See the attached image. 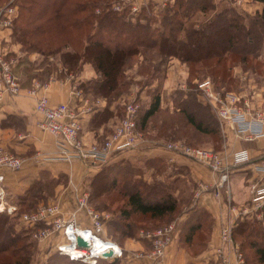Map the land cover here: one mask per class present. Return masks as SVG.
<instances>
[{"label": "trees", "instance_id": "trees-1", "mask_svg": "<svg viewBox=\"0 0 264 264\" xmlns=\"http://www.w3.org/2000/svg\"><path fill=\"white\" fill-rule=\"evenodd\" d=\"M117 1L122 2V0H17L15 3L18 5V13L14 18L10 36L26 47L25 50L34 48L44 53H60L61 63L69 70L78 66L81 71L83 64L90 62L95 68L96 76L89 78L87 82L81 80L79 87L83 89L85 95L93 93L108 100L118 97L131 85L133 77L127 71L133 68L134 61L140 56H143V59L147 58V52L151 49L181 59L188 64L191 72L197 71L196 66L200 63L215 75L223 76L225 79L224 76L229 70L227 66L223 67L224 62L229 57L245 60L248 55H256L263 40L264 32L257 28L256 32L254 26L258 23L260 27L264 26V0H258L263 3V7L251 16L248 24L246 16L233 6L218 10L216 0H174L172 4L167 2L161 10L157 1L149 0L150 10L142 5L136 12L131 11L130 6L126 4L122 9H114V2ZM3 4L0 3V7ZM208 10H213L209 17L206 15L204 19L196 21V12L207 13ZM56 22L62 23L61 31H66L70 35L54 44L52 38L47 36ZM144 64L146 63L141 61L139 67L141 73L145 75L144 69L147 67ZM220 65L223 69L219 68ZM152 68V71L146 74L158 78L159 69L156 66ZM16 70L18 72L17 67ZM195 87V95L201 100L197 81ZM222 88L228 89L226 86ZM188 94L192 95V92ZM200 100L197 103L187 99L186 103L180 102L189 122L202 131L218 132V117L214 112L213 114L202 110L204 104L209 109L211 106ZM159 107L160 91L156 90L152 92L150 103L142 113L141 123H145ZM112 114L109 104L96 107L90 119L92 129L96 130L99 125L102 126ZM139 121L138 113V127ZM106 166L109 171L114 170L115 174L107 181L99 180L103 171L97 170L98 172L96 171L97 173L90 178L91 195L96 197L102 193L104 184L107 188L105 191L109 192V188L118 187V191L126 196V206L120 210L121 219L110 221V226L114 225L115 231L127 236L134 235L135 223L125 221V217H129L131 212L163 217L177 209L178 197L165 181L150 182L142 177H132L133 168L129 164L119 169H113L115 167L113 163ZM44 186H47L46 181L36 180L19 196L17 203L19 212L36 208L30 206L38 198L34 190L40 193ZM41 197L42 200L46 198ZM16 219L19 225L17 215L5 210L0 211V252L9 250L15 256L13 260L6 257L0 259V264H30L31 250L32 247L35 248L36 243L34 238L25 240L31 233L19 225L20 233L14 226ZM169 221L142 228H155ZM211 222L212 218L207 209L203 207L193 209L184 219L176 239L193 241L196 240V235L203 234L205 236L199 239L202 240L199 245L205 246L208 243ZM139 232L138 238L150 247L148 239L141 237ZM233 234L235 239L236 235L243 237L239 242L247 264H264L262 219L253 217L237 219ZM55 252L50 257L49 264L55 257L65 258L70 261L69 263L81 262L69 258L66 254ZM99 261L109 264L119 262L116 259L105 258H99L97 262Z\"/></svg>", "mask_w": 264, "mask_h": 264}, {"label": "built area", "instance_id": "built-area-1", "mask_svg": "<svg viewBox=\"0 0 264 264\" xmlns=\"http://www.w3.org/2000/svg\"><path fill=\"white\" fill-rule=\"evenodd\" d=\"M129 5L131 11H138L144 0H122L114 2V9H122ZM18 13L17 3H6L0 7V104L5 95L16 98L24 90L33 95L42 84L35 82L30 86H23L22 79L16 70L17 52L12 50L8 40V33L12 29L13 21ZM9 46V47H8ZM15 51V53H14ZM197 86L223 127H230L232 131L243 140L255 141L264 138V104L254 103L248 96L225 88H219L211 78L197 80ZM74 93L84 101L81 111L69 102L51 103L45 94L39 95L35 103V111L39 114V125L56 135L57 154L48 156L50 159L63 160L69 163L81 161L92 167L106 163L113 159L117 152L136 145L142 138L141 130L137 125L139 104L130 101L126 104L125 113L115 124L112 131L103 140L88 142L82 134L81 114L83 110H91L92 100L86 96L83 89L76 83ZM165 147L174 153L188 156L206 165L218 174L214 184L199 182L196 196L204 191L221 195L224 185L230 196L228 180L232 165L248 163L258 175L250 185V198L243 205H232L235 209L233 220L223 224L219 241L213 247L211 255L201 258L196 264H247L246 257L240 243L233 234L235 222L239 218L249 217V214L260 211L264 207V145L258 147L253 154L249 148L235 149L230 153L228 161L226 150H216L205 146H192L181 141H169ZM26 161L23 155L15 153L7 147L0 145V166L19 169ZM4 175L0 173V203L5 207L0 211H7L18 216L20 226L30 233L32 238L39 241L48 239L49 246L59 253L66 254L71 259L96 263L99 258L114 259L124 257L125 248L106 235V222L110 214L101 211L89 204V194L81 191L76 197V206L65 211L61 202L49 201L40 203L36 208L19 212L16 204H9L5 199L2 186ZM181 230L180 222L173 219L155 228H141L140 235L148 239L150 249L147 253L154 260H162L169 244L174 242ZM82 237L87 245L79 243ZM113 245V246H110ZM117 245L119 250L112 249ZM68 247H72L70 250ZM111 250L112 255L105 254ZM141 256L142 253H135Z\"/></svg>", "mask_w": 264, "mask_h": 264}, {"label": "rangeland", "instance_id": "rangeland-1", "mask_svg": "<svg viewBox=\"0 0 264 264\" xmlns=\"http://www.w3.org/2000/svg\"><path fill=\"white\" fill-rule=\"evenodd\" d=\"M16 1L17 0H0V3H4L3 5H5L6 3H14ZM148 1L149 0H147L144 4L147 9H149ZM152 1H157V4L160 5L161 10L167 2L172 4L174 0ZM251 1L253 0H216L218 3V10L227 6H233L246 16L245 19L247 24L249 23L251 16L255 15V13L258 11L246 8L247 3ZM156 9L157 8H155V10ZM212 13L213 10H208L207 13L198 11L195 14L196 21L204 19L206 15L209 17ZM61 24L62 23L56 22L47 36L52 38L54 44L58 43V41L64 37L70 35L67 34L66 31H61L63 30L60 27ZM256 28L261 32H264V26L260 27L259 23L254 26L255 30ZM11 31V29L8 30V40H6V43L9 44L10 47H12L11 44L13 43L18 44V48H16L18 51L17 69L24 86H30L35 82L45 84L55 79H70L78 86L81 80H84L85 82L88 81L89 78H80V73L82 71H80V67L76 66L69 70L66 66H64V64L61 63L60 53H44L43 51H39L34 48L25 50L26 47L22 46L20 42L16 41L12 36H10L12 35ZM74 33L76 34L77 32L75 31ZM147 55L148 56L145 59H143V56L139 55L140 57L138 56V60L136 59L134 61L135 63L133 68L127 71V73L133 77L132 83L118 97L108 100L103 96L88 93V96L92 99V103H99L100 100L104 101L105 105L109 104V107L113 113L112 116H110L103 124V131L99 132L100 136L98 138L101 140L105 138L109 131L114 128V124H116L123 116L125 113L126 104L130 101H134L135 103L139 104V129L141 130L142 137L147 136L151 138L152 142L156 143V145L160 146V148L164 147L165 143L169 141H181L192 146H205L216 150H223L228 140L226 127H223L222 123L218 121V132H207L196 128L193 123L189 122L185 111L182 109L183 104L180 103H186V99L194 100L196 103L197 101L199 102L200 99L197 95H195V81L205 78H211L215 85L219 88L226 86L229 90H235L245 94L256 104H264V33L259 52L256 55H248L247 59L245 60H241L236 57H229L226 62H224L223 67L227 66L230 73H226V76H224L225 79L223 76L215 75L212 73V71H209L207 67L201 66L200 63L196 66L197 71L191 72L186 62L182 61L181 59H179V61L178 59L174 58V56H168L153 49L149 50ZM141 61L146 63L144 64L147 67V69H144L146 73L152 71V66H156L160 71V76L158 78H154L151 75H147L146 73L145 75L142 74L139 67ZM84 65L85 64H83L82 69H84ZM223 67L222 65L219 66L221 69H223ZM145 80L147 81L146 83ZM156 90L160 91V107L147 119L145 123L142 124V113L150 103L152 92H155ZM188 92H192V95L188 94ZM199 95L201 100L204 101L201 92ZM204 102L208 104L206 101ZM203 107H201L202 110L205 109L211 113L214 112L212 108L209 109V107H207L205 104ZM111 122H113V124H110ZM100 126L101 125L98 127ZM109 163L115 164L113 169H119L120 167H124L126 164L131 165L133 168V172L131 174L132 177H142L143 179L150 182L154 180L165 181L169 184L172 192L178 197L179 204L177 209L163 217H153L150 215V213L131 212L129 217H125V221L127 220L135 223V233L132 236H127L120 233L119 231H115L114 225L110 226L114 219H121L120 210L126 206L125 201L127 198L118 191V187L113 189L109 188V192H107V190L105 191L107 188L104 184H102V193L96 197H92V186L90 179L87 180L84 178L82 180L84 184L81 186V188L78 185L73 186V188H75L74 193L76 197L78 193H81V191H86L89 194V204L101 211H106L110 214L105 226L106 235L122 246H130L131 250H129V248L126 249L124 257H115L114 259L110 260L116 259L119 261L117 264H145V262L141 260L143 257L148 256L151 259L149 260V264H157L160 262V260L156 261L147 254L150 247L145 245L142 239L138 238L137 232H139V229L142 227L154 226L165 221L177 219L185 214L188 215V213L193 209L200 208L198 203L194 201L196 197V189L198 188L199 184H195V181L191 180L190 173L186 165L175 164L173 162L174 164L169 166V164H167L159 156L149 154L144 155L138 152L131 153L128 156L118 159H112L106 163L95 166L97 167L96 170L103 171L99 176V180L106 179L107 181V179L111 178L113 174H115L114 170L109 171L108 166H106ZM89 178H91V175ZM41 179L46 181L47 186H44L42 192L40 193L38 190H34L36 191L38 198L35 199L32 205H30L31 207H37L41 202L46 203L49 201H60L59 196L55 193V186L61 182V187H64V185L68 186L71 182L70 176H68V174L60 175L59 177L45 175ZM117 179H119V176ZM20 195L10 196L11 202L14 201L15 203H19ZM41 196H45L46 198L42 200L43 197ZM25 206L29 207L27 205ZM1 208H4V206ZM256 213L257 211L249 214V217L262 219V222L264 223V207L262 211H260V216H257ZM14 226L21 233V230H19V225L17 224V219L15 220ZM204 236L203 234H198L195 237L196 240L188 242L190 252L197 251V247L202 241L199 239L203 238ZM31 238L32 237L29 235L25 237V240L29 241ZM242 238V236L236 235V241L239 242V240ZM33 240L35 241L36 245L35 248L32 247L31 250L32 257L30 264H49L48 261L52 254L56 253L55 250H53L49 244L43 245V242L37 239ZM45 240L47 241L48 239ZM136 241L141 242L140 245H131L132 242ZM142 245L144 246L142 247ZM137 252L142 253V255L136 256L135 253ZM5 257L8 260H13V258H15V256H13L9 250L0 252V259ZM69 262L70 261L65 258L55 257L50 264H109L104 261H99L97 263H90L88 261L75 263Z\"/></svg>", "mask_w": 264, "mask_h": 264}, {"label": "crops", "instance_id": "crops-1", "mask_svg": "<svg viewBox=\"0 0 264 264\" xmlns=\"http://www.w3.org/2000/svg\"><path fill=\"white\" fill-rule=\"evenodd\" d=\"M146 1L144 0V3ZM262 7L263 3L258 0H253L246 5V8L251 10H261ZM5 32L8 33L7 29ZM11 45V49L17 51L18 44L13 43ZM174 58L179 60L177 57ZM93 76H96L94 66L90 62L85 63L84 69L80 73V78L88 79ZM74 84L70 79H55L42 84L36 89V93L33 95L27 94L22 90L16 98H10L5 95L1 101L0 145L26 158L24 165L19 169L0 166V173L4 175L1 184L6 193L5 199L7 203L18 205L14 201L11 202L10 196H17L24 193L34 181L43 178L45 175L59 177L60 175L68 174L71 180L69 185L61 187V182H59L55 186V193L59 196L64 210L70 211L76 205L75 188L73 186L78 185L81 188L84 184L82 180L84 178L89 180L90 175L92 176L97 171V167H89L81 161L69 163L63 160L47 158L48 156L57 154L56 135L40 127V116L35 111L36 99L39 95L45 94L49 97L51 103L55 104L66 101L81 111L85 107L84 101L75 95L73 91ZM94 103L92 104L91 110H83L80 112L83 126L82 134L88 142L100 139L98 138L100 136L99 132L103 131L104 126L97 127L95 130L90 125V119L94 109L105 105L104 101L101 100L99 103ZM110 124H113V122ZM226 131L228 140L223 149L226 150L228 161H231L230 153L235 149L247 147L255 154L258 152V147L264 145V138L247 141L237 136L229 126L226 127ZM134 152L159 156L169 166L174 163L186 165L191 180L195 181V184L199 182L214 184L218 178V174L206 165L188 156L174 153L165 146L160 148V146L152 142V139L147 136H143L133 147L117 152L113 159L128 156ZM257 175L258 172L255 173L246 162L232 165L231 175L228 180L230 196L226 189L227 185L220 188V196H216L209 191H204L201 195L196 196L194 201L198 203L199 207L207 209L212 218L208 243L205 246L198 245L197 252H190L189 241H179L176 239L169 244L165 256L157 264H196L201 258L211 255L213 247L219 241V233L222 225L233 220L235 217V209L231 208V206L243 205L248 201L250 198V185L256 179ZM2 206L4 205L2 204ZM186 216L185 214L178 218L180 225H182ZM41 242H43V245L49 244V240H41ZM140 243L136 241L132 242L131 245H140ZM128 246L124 245V248L131 250L130 246ZM149 260L151 259L145 256L141 261L149 264Z\"/></svg>", "mask_w": 264, "mask_h": 264}, {"label": "water", "instance_id": "water-1", "mask_svg": "<svg viewBox=\"0 0 264 264\" xmlns=\"http://www.w3.org/2000/svg\"><path fill=\"white\" fill-rule=\"evenodd\" d=\"M78 241H79V243L82 244V245H87V242H86L82 237H79ZM105 254L112 255V251L109 250V251H107Z\"/></svg>", "mask_w": 264, "mask_h": 264}, {"label": "bare ground", "instance_id": "bare-ground-1", "mask_svg": "<svg viewBox=\"0 0 264 264\" xmlns=\"http://www.w3.org/2000/svg\"><path fill=\"white\" fill-rule=\"evenodd\" d=\"M4 205V203L2 202V203H0V208H1V205ZM4 207H5V205H4ZM110 246H113V245H110ZM70 250H72V247H68ZM112 249H115L116 251H118L119 250V248H118V246L117 245H115V247H113Z\"/></svg>", "mask_w": 264, "mask_h": 264}]
</instances>
